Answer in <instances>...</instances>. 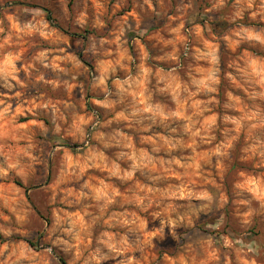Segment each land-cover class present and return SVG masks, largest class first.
Here are the masks:
<instances>
[{"label":"rangeland","instance_id":"obj_1","mask_svg":"<svg viewBox=\"0 0 264 264\" xmlns=\"http://www.w3.org/2000/svg\"><path fill=\"white\" fill-rule=\"evenodd\" d=\"M0 234V264H264V0H0Z\"/></svg>","mask_w":264,"mask_h":264},{"label":"trees","instance_id":"obj_2","mask_svg":"<svg viewBox=\"0 0 264 264\" xmlns=\"http://www.w3.org/2000/svg\"><path fill=\"white\" fill-rule=\"evenodd\" d=\"M44 11L46 12L47 19H48V20H52V18H51V16H50V13H49L47 10H44ZM75 35H78V34H75ZM61 145L66 146V147H68V148H74V147L76 146L75 144H72V143H69V142H62ZM204 226H205V223H204V222H200V223H197V224H196V227H197L198 229H200V230H201V229H204ZM9 240H13V238H5V237H3V236L0 234V243L7 242V241H9ZM26 242H27L30 246H35V242H33V241L26 240ZM60 260L63 261L62 258H60Z\"/></svg>","mask_w":264,"mask_h":264}]
</instances>
